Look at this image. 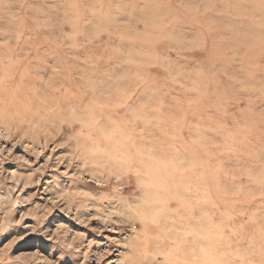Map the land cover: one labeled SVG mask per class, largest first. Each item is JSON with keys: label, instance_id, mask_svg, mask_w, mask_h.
Here are the masks:
<instances>
[{"label": "rangeland", "instance_id": "rangeland-1", "mask_svg": "<svg viewBox=\"0 0 264 264\" xmlns=\"http://www.w3.org/2000/svg\"><path fill=\"white\" fill-rule=\"evenodd\" d=\"M203 260L264 264V0H0V264Z\"/></svg>", "mask_w": 264, "mask_h": 264}, {"label": "bare ground", "instance_id": "bare-ground-1", "mask_svg": "<svg viewBox=\"0 0 264 264\" xmlns=\"http://www.w3.org/2000/svg\"><path fill=\"white\" fill-rule=\"evenodd\" d=\"M154 162H155V161H154ZM154 162H153V163H154ZM156 162H157V161H156ZM153 163H152V164H153ZM149 164H150V163H149ZM152 164H150V165H151V166H153V165H158L157 163H154L153 165H152ZM177 164H178V163H177ZM159 165H160V164H159ZM147 167L150 168V166H147ZM153 167H154V166H153ZM158 167H159V166H158ZM160 167H161V166H160ZM174 168H176V167L174 166ZM174 168L172 169V171L174 170ZM150 169H152V167H151ZM153 169H154V168H153ZM155 169H156V168H155ZM161 169H162V168H161ZM156 170H157V169H156ZM175 170H176V169H175ZM157 171H158V170H157ZM163 171H165V170H162V171L159 170L158 173L160 172V175L162 176V174L165 173V172H163ZM170 171H171V170H170ZM172 171H171V172H172ZM176 172H177V171H176ZM170 174H171V173H170ZM173 174H175V173H173ZM173 174H171V176H172ZM157 175H158V174H157ZM177 175H178V174H177ZM175 176H176V174H175ZM179 177H180V176H179ZM193 230H194V229H193ZM194 231H195V230H194ZM201 258H202V257H201ZM203 262H204V260H203L201 263H200V262H199V263L202 264ZM204 264H205V263H204Z\"/></svg>", "mask_w": 264, "mask_h": 264}]
</instances>
